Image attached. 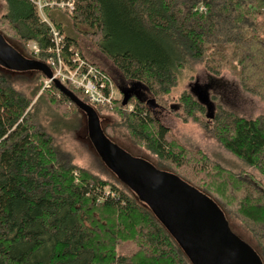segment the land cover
<instances>
[{"label":"trees","instance_id":"1","mask_svg":"<svg viewBox=\"0 0 264 264\" xmlns=\"http://www.w3.org/2000/svg\"><path fill=\"white\" fill-rule=\"evenodd\" d=\"M2 1L0 34L26 58L48 65L52 26L64 36L63 57L72 56L66 52L71 47L88 60L77 39L52 19L55 6L43 8V22L31 0ZM73 1L68 17L75 30L85 29L91 46L126 82L145 89L150 103L136 94L125 106L122 98L112 108L93 106L80 90L64 86L97 116L122 109L120 126L134 145L156 157L155 168L206 195L227 221H237L264 264V190L201 151L181 148L152 112H168L166 97L194 64H203L212 77L229 71L244 92L264 102V0ZM28 43L38 52L31 54ZM27 75L45 80L39 71L0 70V264H191L149 208L113 174L106 170L109 180H104L79 168L56 146L54 113L68 105L81 118L85 114L54 85L53 93L34 101L40 85L30 93L16 85L17 77ZM129 105L133 109L126 112ZM173 107L185 122L204 111L207 116L192 93ZM209 123L212 138L264 178V116L245 119L218 106ZM102 130L117 145L106 125Z\"/></svg>","mask_w":264,"mask_h":264},{"label":"rangeland","instance_id":"2","mask_svg":"<svg viewBox=\"0 0 264 264\" xmlns=\"http://www.w3.org/2000/svg\"><path fill=\"white\" fill-rule=\"evenodd\" d=\"M68 2L74 4L73 0L60 1L58 3ZM3 6V1L0 0V17L4 12ZM54 10L55 12L52 14L61 19L64 25V33L76 38L86 58L99 65L103 71L106 70L111 76L110 70L108 69L110 62L91 46L90 41L84 34L86 30L82 28L75 30L72 26L68 17L72 12H70L68 8L57 7V9ZM58 11H64L67 15L61 14L62 12L59 13ZM26 47L31 54L32 52L35 53V48L37 49L34 43H28ZM74 53L79 54L72 48V54ZM0 70L8 69L0 66ZM31 78L33 79L31 80ZM16 85L19 89L24 90L25 93H30L31 90L36 89L40 85L41 88L39 87L38 95L34 101L44 92V95H47L49 92L53 93L50 86L48 87L45 84V80H41L36 77V75L17 77ZM137 88L138 87L134 86V91H137L138 96H147L145 89L138 88V90H136ZM197 91L198 93L203 92L213 107L220 106L238 117L253 119L264 116V102L259 97L244 92L238 80L235 79L229 71L222 72L221 76L212 77L205 71L203 64H194L180 73L177 86L170 91L166 99L164 98L166 100L168 113L164 114L165 117H162V115L155 117L170 130L171 137L174 141L178 142L181 148L201 151L208 159L217 163L221 168L233 174L241 173L250 177L252 181L264 190V178L259 172L244 165L239 159L235 158L212 138L209 133L210 129L206 127V125L210 123L206 118L205 111L203 114H194L193 117H190L188 121L185 122L183 121L182 114H176L170 110V107L179 105L180 98L183 95L192 93L196 96ZM56 98H59V94H56ZM117 98L118 100L121 99L119 95ZM196 99L199 100L198 97H196ZM117 104L119 103L117 102ZM132 109L133 105H129L125 110L126 112H130ZM121 110L122 109H116L113 112L100 113L98 119L101 128L106 125L108 127L106 131L107 134L109 136L112 134L111 137L116 141L117 145L129 156L135 158L136 161H145L151 165L155 163L158 164L156 157L144 150V148L134 145L126 128L120 126L121 121L119 112H122ZM54 114L57 117L56 122L59 123V125L52 126V128H54L53 135L56 146L63 152L69 154L73 160V164L77 167L83 168L104 180H109V176L107 175L108 168L96 154L92 142L88 138L86 119L84 117L81 118L75 111L70 110L68 105L66 110H60ZM125 169L128 171L127 168ZM104 192L106 194L110 193V188L106 187ZM228 222L229 229L253 250H256V243L251 235L243 229L237 221L228 219Z\"/></svg>","mask_w":264,"mask_h":264},{"label":"water","instance_id":"3","mask_svg":"<svg viewBox=\"0 0 264 264\" xmlns=\"http://www.w3.org/2000/svg\"><path fill=\"white\" fill-rule=\"evenodd\" d=\"M0 66L14 72L39 71L45 79H52L48 65L26 58L1 34ZM52 84L85 114L88 138L107 170L149 208L191 264H263L256 251L229 229V222L210 198L172 174L129 156L107 138L91 107L58 80ZM198 94L206 106L205 94ZM128 99L124 95L123 106ZM213 108L208 100V120Z\"/></svg>","mask_w":264,"mask_h":264},{"label":"built area","instance_id":"4","mask_svg":"<svg viewBox=\"0 0 264 264\" xmlns=\"http://www.w3.org/2000/svg\"><path fill=\"white\" fill-rule=\"evenodd\" d=\"M38 9L42 21L47 22L44 17L43 8L46 6L68 8L70 12L74 9L73 3H49L42 0H31ZM50 35L53 40V48L48 52L52 54L49 58L48 66L52 72V79H46L45 84L49 87L53 80H58L62 85L69 84L72 88L80 90L87 98L88 103L93 106L112 108L118 99V92L111 77L102 69L74 53L70 58L63 57L65 50L64 37L54 27L50 26ZM38 49L35 48V53ZM68 54L72 53V48L68 47Z\"/></svg>","mask_w":264,"mask_h":264},{"label":"flooded vegetation","instance_id":"5","mask_svg":"<svg viewBox=\"0 0 264 264\" xmlns=\"http://www.w3.org/2000/svg\"><path fill=\"white\" fill-rule=\"evenodd\" d=\"M108 69L110 70V74L112 76V79H113V82L120 94V96L122 98H124V95L126 96H132V95H136L137 94V91L135 93L134 91V85L129 83V82H126L122 77L121 75L118 73V71H116L111 65L108 67ZM118 86V87H117ZM138 90V88L136 89ZM196 96L195 97H199V94H198V91L196 92ZM143 100L145 101V103L147 104V102L149 101L147 96H144ZM207 104H208V100H206V109H207ZM174 108L173 106L170 107V109ZM152 112L158 117V115H162V117H165V113H168L166 112L165 110H163L162 108L160 109H153Z\"/></svg>","mask_w":264,"mask_h":264},{"label":"crops","instance_id":"6","mask_svg":"<svg viewBox=\"0 0 264 264\" xmlns=\"http://www.w3.org/2000/svg\"><path fill=\"white\" fill-rule=\"evenodd\" d=\"M51 16H52V19H53L56 23L61 24V26H62V28H63V30H64V25L62 24L61 19L58 18V17H56V16H54V14H52ZM90 61H91V60H90Z\"/></svg>","mask_w":264,"mask_h":264},{"label":"bare ground","instance_id":"7","mask_svg":"<svg viewBox=\"0 0 264 264\" xmlns=\"http://www.w3.org/2000/svg\"><path fill=\"white\" fill-rule=\"evenodd\" d=\"M111 136H112V134H111Z\"/></svg>","mask_w":264,"mask_h":264}]
</instances>
